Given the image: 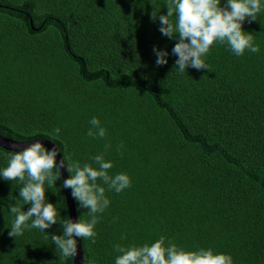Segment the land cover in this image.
Here are the masks:
<instances>
[{"label":"trees","instance_id":"trees-1","mask_svg":"<svg viewBox=\"0 0 264 264\" xmlns=\"http://www.w3.org/2000/svg\"><path fill=\"white\" fill-rule=\"evenodd\" d=\"M166 3L0 0V135L49 141L66 163H93L104 152L111 174L130 176L129 188L106 192L111 203L95 242L81 239L82 264H114V245L161 235L185 250L264 264V12L243 24L260 52L238 57L217 45L206 57L209 70L181 74L171 53L177 41L159 31ZM154 46L168 51L167 64L156 65ZM93 116L104 138L86 135ZM7 152L0 148V167ZM18 187L0 180V264H73L38 229L8 235ZM52 191L49 201L69 218L63 188ZM75 205L77 220L87 219Z\"/></svg>","mask_w":264,"mask_h":264},{"label":"clouds","instance_id":"clouds-1","mask_svg":"<svg viewBox=\"0 0 264 264\" xmlns=\"http://www.w3.org/2000/svg\"><path fill=\"white\" fill-rule=\"evenodd\" d=\"M165 6L167 13L158 16L159 31L177 41L171 53L177 57L174 66L181 74L189 68L209 70L206 57L217 45L227 46L238 57L246 51L258 53L261 50L252 32L244 30L243 24L258 20V14L264 12V0H167ZM157 15L158 12H152L151 18L156 20ZM153 52L157 66L168 63L167 50L154 46ZM88 123L87 136L104 138L107 135V129L98 117L93 116ZM60 133L58 126L50 134L58 138ZM110 147V144L105 145L106 150ZM59 152L56 146L49 149L40 140L20 150H9L5 153L7 166L0 167V180L17 183V197L23 201L22 205L20 199H16L14 204L8 202V212L14 217L8 235L16 238L26 230L38 229L49 234L52 244L67 259L77 253L76 237L95 242L100 214L111 203L106 192L120 193L129 188L132 181L125 172H109L114 164L105 159L104 152L91 157L93 163L83 164L71 157L66 163L64 155L57 161ZM62 168H66L69 175L57 187ZM60 188L71 190L78 207L87 209L84 212L87 219L74 222L61 216L60 208L46 196V192L53 189H58L55 194H59ZM25 204L31 205L27 211L23 210ZM2 208L3 204H0ZM53 225L61 226L62 234L45 231ZM114 251L119 253L114 258V264H235L229 253L216 252L212 248L185 250L170 240L166 243L163 235L150 244H116Z\"/></svg>","mask_w":264,"mask_h":264},{"label":"water","instance_id":"water-1","mask_svg":"<svg viewBox=\"0 0 264 264\" xmlns=\"http://www.w3.org/2000/svg\"><path fill=\"white\" fill-rule=\"evenodd\" d=\"M36 140H31V141H14L10 138H6L2 135H0V148L6 151L9 150H20L23 147L28 146L30 143L34 142ZM47 148H52L55 145L52 144L49 141L46 140H40ZM62 158L60 153L57 155V161H59ZM68 177V173L66 168L61 169V180L63 183V180ZM63 192L65 195V202H66V207H67V213L70 219H72L74 222L77 221V213H76V205H75V200L71 196V190L67 188H63ZM77 239V253L73 257V264H82L83 260V251H82V245H81V238L76 237Z\"/></svg>","mask_w":264,"mask_h":264}]
</instances>
